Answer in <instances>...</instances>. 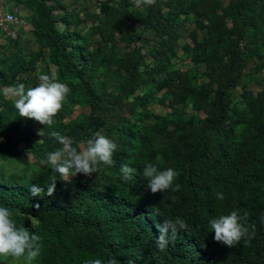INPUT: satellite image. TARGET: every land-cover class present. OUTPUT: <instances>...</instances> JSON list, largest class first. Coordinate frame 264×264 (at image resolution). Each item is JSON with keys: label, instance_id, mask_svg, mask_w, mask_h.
I'll list each match as a JSON object with an SVG mask.
<instances>
[{"label": "trees", "instance_id": "16d2710c", "mask_svg": "<svg viewBox=\"0 0 264 264\" xmlns=\"http://www.w3.org/2000/svg\"><path fill=\"white\" fill-rule=\"evenodd\" d=\"M16 1L30 10L27 21L39 44L31 56L46 48L59 81L71 88L54 124H41L39 135L1 91L15 80L26 83L34 60L25 58L18 36L0 43L6 50L0 57V157L20 164L19 173L0 171V205L18 226L42 237L34 264H83L97 257L120 264H264V80L254 94L241 91V107L232 105L249 62L264 70V0H156L140 9L116 0V7L104 3L81 19L60 12L59 0ZM189 16L202 35L193 47L182 46L191 66L180 69L173 60ZM85 20L90 24L83 32L77 26ZM137 40L142 45L119 46ZM41 72L50 74L45 67ZM110 81L116 92L107 89ZM159 92V103L190 102L201 115L151 113L147 105ZM74 105L86 111L64 121ZM99 130L117 144L112 166L70 182L57 174L53 196H31V184L46 191L50 183L47 154L62 147L53 131L79 150V142ZM18 142L44 166L31 169ZM158 156L161 169L179 172V191L147 187L142 170L159 163ZM121 165L136 169L133 179H124ZM233 210L247 214L242 222L253 237L229 248L213 239L208 221ZM177 216L187 228L161 251L157 226ZM0 264L9 263L0 256Z\"/></svg>", "mask_w": 264, "mask_h": 264}, {"label": "clouds", "instance_id": "9594fccd", "mask_svg": "<svg viewBox=\"0 0 264 264\" xmlns=\"http://www.w3.org/2000/svg\"><path fill=\"white\" fill-rule=\"evenodd\" d=\"M156 0H136L138 5H154ZM39 83L35 87H28L23 83L9 86L6 93L13 99L14 107L18 110L19 116L34 119L42 125L51 127L54 124V117L60 112L71 88L67 83L59 81L55 71L51 74L41 72L38 74ZM42 132V131H41ZM39 133V135L41 134ZM51 135L62 147L47 154V164L52 174L49 176L50 183L46 191L45 187L31 184L28 191L33 197H51L56 188L57 174L61 181L70 182L77 174L90 176L98 171L100 165L112 166L113 153L117 144L103 134V130L96 131L92 138L79 142V150L73 146V141L53 131ZM3 137H0L2 141ZM159 163H147L142 170V177L147 180V187L152 193L165 192L171 189L176 192L180 185L174 183L179 172L168 167L160 168L162 158H156ZM121 172L125 180L134 177L136 169L128 165H121ZM217 199L223 200V193L216 194ZM36 207H39L37 204ZM247 219V214L241 216L238 211L233 210L227 215L212 217L208 221V227L214 232L213 239L229 248L234 247L243 239L250 242L253 234L249 227L242 221ZM159 235L156 238V246L163 251L175 238L179 230L187 228L186 222L177 216L174 220H164L162 225L157 226ZM42 237L29 231L24 226H18L13 219L11 210L0 205V256L20 258L24 257L27 264H32L42 252ZM83 264H120L115 258L104 259L102 257L89 258Z\"/></svg>", "mask_w": 264, "mask_h": 264}, {"label": "rangeland", "instance_id": "374dc122", "mask_svg": "<svg viewBox=\"0 0 264 264\" xmlns=\"http://www.w3.org/2000/svg\"><path fill=\"white\" fill-rule=\"evenodd\" d=\"M62 9L60 12H64L66 14H69L72 17H78L82 18L85 15H90L94 13H98L100 6L104 3L112 5L113 7H116V0H59ZM226 0H222L223 3H225ZM142 5H137V8L140 9ZM4 11H10L15 16H18L22 19H24L26 22L30 17V10L25 8L22 4L17 2L16 0H0V13ZM183 27L180 29V37L177 40V47H176V57L173 60V64L176 67H179L180 69H185L189 66H191V62L189 58L182 52V46L184 44H188L190 47H193V40H197L201 37L202 31L197 29L195 27V23L193 21V17L189 16L185 19H183ZM29 23V22H28ZM90 22L89 20L82 21L78 24V28H80L81 31L85 32L87 27L89 26ZM56 26L58 28L62 27L61 23H56ZM141 24L136 27V29L140 28ZM17 36H18V47L21 46V51L23 54H25L26 59H33L34 60V66L33 68L25 75V81L26 83H23L26 88L28 87H35L39 83L38 80V74H40L41 70L45 67L47 72L51 74L53 72V66L51 63L47 61V54H46V48H42L40 50L39 55L36 58H33L34 56H31L34 52H36L39 49V44L28 27L25 28H17L16 30ZM4 38L1 37L0 34V43H2ZM150 41L149 43H151ZM148 43V44H149ZM20 45V46H19ZM142 45V40H137L135 42L130 43L129 45L119 44L121 49L129 50L132 47ZM145 46V45H144ZM142 47L141 52L145 54V47ZM6 54V50L0 49V57L3 58V55ZM149 58L147 55H145V60L147 61ZM253 62L250 61L249 65L244 68V73L242 78L240 79L237 86L233 89L232 92V105L235 107H241L242 104L240 102V93L242 90H248L252 92L253 94L258 91V89L261 86L262 81L264 80V70H254L252 68ZM199 69H202V66L199 67ZM199 82L205 81V78L201 77ZM18 82L17 80L14 81V84L3 86L1 87V91L3 93V96L5 98H9L13 100L7 93L6 89L9 86L15 85ZM107 89L112 92H116V84L114 81H110L107 84ZM162 95L161 92L157 93L154 98L150 101V103L147 105L148 111L155 115H162L166 117L170 116H182V117H188L192 114H196L195 110L193 109L190 102H187L186 104L178 103L174 106H168L166 103H159L158 99ZM132 95H129L128 97L131 98ZM85 108H80L77 105L73 106V112L68 115L64 121H67L68 119L74 118L76 115H78L80 112H85ZM199 114V113H197ZM201 115V114H199ZM30 126L33 130L37 132H41V124L34 119L28 120ZM16 148L23 151L28 159V161L31 163V169H37L39 167H43V162L34 159L30 153L25 149V146L23 142H18L16 144ZM0 171H2L5 174H11V173H19L20 172V164L13 162L11 160H8L6 158L0 157ZM29 173V171H28ZM2 257V256H1ZM6 262L9 264H27V261L24 257L20 258H13L11 256L5 258L2 257ZM34 264V262H32Z\"/></svg>", "mask_w": 264, "mask_h": 264}, {"label": "built area", "instance_id": "2783aa9c", "mask_svg": "<svg viewBox=\"0 0 264 264\" xmlns=\"http://www.w3.org/2000/svg\"><path fill=\"white\" fill-rule=\"evenodd\" d=\"M128 3L137 8L136 0H127ZM31 29L30 23L26 22L24 19L15 16L13 13L9 11H4L0 13V34L2 38H10L14 39L17 36V28H25Z\"/></svg>", "mask_w": 264, "mask_h": 264}]
</instances>
